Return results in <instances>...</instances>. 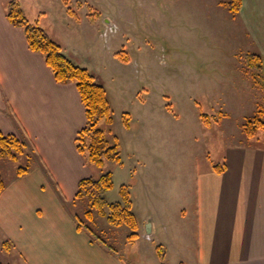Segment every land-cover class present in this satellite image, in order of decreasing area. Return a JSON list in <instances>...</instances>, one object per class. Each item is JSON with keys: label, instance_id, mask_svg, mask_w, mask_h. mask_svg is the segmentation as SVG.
<instances>
[{"label": "crops", "instance_id": "1", "mask_svg": "<svg viewBox=\"0 0 264 264\" xmlns=\"http://www.w3.org/2000/svg\"><path fill=\"white\" fill-rule=\"evenodd\" d=\"M5 9L6 4L0 2V132L15 135L26 144V152L33 155L29 172L12 185H5L0 194V228L9 241L7 254L14 252L20 264H126L130 259L127 255L112 246L111 250L105 248L86 231L76 228L74 216L78 214L71 207L79 203L75 199L78 183L94 176L95 169L75 147L76 135L85 125L84 107L75 84L54 80L43 57L29 49L23 30L8 22ZM206 11H214L212 20L230 36V49L225 47L224 56L215 60L225 66L240 65L242 75L235 78L241 89L237 112L251 117L257 109L264 110V64L253 82L246 72L244 56L255 54L264 62V0H241L235 15L220 4L211 8L208 5ZM97 14L89 19L87 15L73 18L65 14L63 25H58L64 38L60 42L67 46L70 35L79 36L78 29L87 35L86 28L92 30L99 20H107ZM204 22L205 26L210 23ZM62 52L76 65L84 66L71 52ZM120 55L126 56L128 65L130 58L126 53H114ZM94 76L103 84L98 73ZM228 79L232 88L234 78L229 75ZM143 92L139 91L138 108L143 110L139 118L145 126L149 123V91ZM243 121L234 124L220 120L206 125L208 131L213 126L231 130L223 141L220 138L218 151L202 139L205 147L200 150L197 169L192 174H188L186 162L178 163L181 186L187 195L191 178L194 183L192 201L183 193L178 192L174 201L169 200L171 195L164 194L168 201L160 204L157 217L148 218L139 216L136 207L152 208V203L138 205L132 200L138 222L134 243H140L142 258L150 253L147 262L264 264V139L246 138L240 129ZM232 125H236L235 130ZM123 130L131 133L130 124ZM203 156L206 160L201 161ZM142 171L138 170L139 181ZM188 177V183L184 182ZM146 219L149 221L142 229L140 221ZM151 236L156 241L152 250L146 243ZM157 247L163 251V260L158 257Z\"/></svg>", "mask_w": 264, "mask_h": 264}, {"label": "rangeland", "instance_id": "2", "mask_svg": "<svg viewBox=\"0 0 264 264\" xmlns=\"http://www.w3.org/2000/svg\"><path fill=\"white\" fill-rule=\"evenodd\" d=\"M11 1L14 0H0L6 5ZM15 1L30 23L36 21L52 41L63 47L64 52L77 56L84 65L82 68L93 75L98 73L103 83L113 121L110 125L101 122L98 127L110 145L118 143L120 162L107 161L103 168L88 163L95 169L94 176L88 178L96 179L106 172L111 174L113 186L105 194L107 202L119 200L122 185L128 188L131 202L138 205L151 202L154 206L136 207L139 216L157 217L160 204L168 201L164 194L171 195L169 200L174 201L179 192L192 201L194 183L191 177L184 179L188 183L191 178L187 195L181 186L178 163L186 162L187 172L192 174L197 169L200 150L205 147L203 138L212 144L213 149L219 150L220 138L223 141L231 127L213 126L208 131L207 122L214 124V120H224V123L235 124L246 118L237 112L241 89L240 81L235 78L242 75L240 65L225 66L215 60L224 56V48L230 49L232 41L212 20L214 11H206V7L219 6L222 0ZM64 13L73 18L87 15V19L100 13L107 20H99L97 28L92 30L86 28V36L78 29L79 36L70 35V40L66 39L69 44L64 46L58 29L65 20ZM205 20L210 21L208 26H205ZM63 31L66 30L63 28ZM120 51L130 58L128 65L121 57L114 56ZM229 75L235 82L232 88ZM144 90L149 91L146 105L150 108L146 109L149 123L145 126L139 118L143 110L138 108V95ZM231 97L232 102L229 101ZM201 115L208 117L207 122ZM125 117L131 133L123 130ZM256 138L264 139V132L259 130ZM31 156L25 150L16 162L0 158V175L5 185L10 186L21 179L16 174L18 167H32ZM202 160L206 158L203 156ZM140 168L143 174L139 181ZM79 203L71 208L83 217L87 205L82 200ZM148 221H140L142 229ZM87 226L95 234L93 240L99 242L98 237L127 255L126 258L130 259L125 261L126 264H151V261L147 262L150 253L142 258L139 242L128 244L129 230L125 226H110L97 216ZM160 231L161 227H158L157 235ZM151 238L146 242L150 250L156 245L153 236ZM4 242L9 241L4 229L0 228V264H20L14 252L7 254L1 249Z\"/></svg>", "mask_w": 264, "mask_h": 264}, {"label": "trees", "instance_id": "3", "mask_svg": "<svg viewBox=\"0 0 264 264\" xmlns=\"http://www.w3.org/2000/svg\"><path fill=\"white\" fill-rule=\"evenodd\" d=\"M219 4L231 15L237 14L241 8V0H222ZM5 10L8 22L23 30L29 49L43 57L54 80L59 84H75L85 114V125L75 138L77 152L85 158L87 163L97 168H103L104 163L107 161L120 162L118 143L115 142V144L110 145L104 132L98 127L101 122L110 125L113 121L103 85L97 82L95 76L87 69L76 65L66 57L61 47L49 38L36 21L30 23L15 0L7 3ZM120 56L123 61H126V56ZM244 62L247 74L255 82L257 72L261 73L263 68V60L258 55L247 54L244 56ZM263 116L264 110L259 108L251 117L244 119L240 129L246 138H255L259 130L264 132ZM201 118L206 122L208 120L206 115H201ZM214 122H217V120H214ZM123 124L125 127L128 126L127 117L123 118ZM209 124L210 122H207V125ZM25 150V144L15 135L0 132V158L16 162L25 154ZM28 172L29 168L27 166L18 167L16 170L17 176H23ZM112 186V177L109 172L101 174L96 179L85 178L79 181L75 199L84 201L87 210L84 211L83 217L74 216L76 228L78 231H86L92 238L95 234L87 226V223L92 222L97 216L105 219L110 226H125L129 230L126 241L132 243L138 238V222L132 211L128 188L122 185L119 190V200L109 203L105 194ZM4 188L5 184L0 175V194ZM96 240L105 248L111 250L112 247L104 240L98 237H96ZM1 249L8 252V243H2ZM157 253L159 259L163 260L161 247H157Z\"/></svg>", "mask_w": 264, "mask_h": 264}]
</instances>
